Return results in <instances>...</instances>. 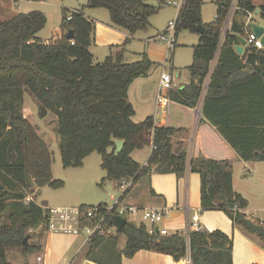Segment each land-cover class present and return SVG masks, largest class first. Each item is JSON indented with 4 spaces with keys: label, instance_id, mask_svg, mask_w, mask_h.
I'll return each instance as SVG.
<instances>
[{
    "label": "trees",
    "instance_id": "trees-1",
    "mask_svg": "<svg viewBox=\"0 0 264 264\" xmlns=\"http://www.w3.org/2000/svg\"><path fill=\"white\" fill-rule=\"evenodd\" d=\"M216 4L217 19L208 24L201 20V0H183L178 10L176 37L183 30L196 33L198 44L192 47L188 84L171 91L170 99L194 108L208 80L201 100L203 118L216 127L243 161L264 162V50L245 47L242 55L236 54V36L245 38L246 30L233 22L209 74L228 10L227 0ZM240 6L243 18L258 10L264 22V5L256 8L251 0H241ZM85 7L106 10L111 26L131 36L147 30L149 18L157 13L143 0H86ZM46 21L43 13L33 11L0 22V264H12L7 260V250L36 252L38 248L29 243L23 246V239L31 238L30 230L46 231L47 205L25 203V192L32 187L57 189L62 185L52 178V156L46 143L20 113L24 91L37 100L40 119L48 113L56 117L63 168H80L85 158L96 153L101 157L105 179L120 186L151 172L181 177L188 166L200 179L201 211L223 212L233 224L252 233L244 224L247 202L232 188L230 162H188L185 150H172L170 137L175 130L155 125L151 117L140 123L132 121L134 109L127 101V91L134 79L148 75L152 63L144 56L138 62L125 63L123 46L127 40L119 52L95 62L89 50L94 23L82 11L64 9L59 33L41 40L37 34ZM198 25L203 27L202 34L196 31ZM67 31L73 32L71 40L64 36ZM254 83L263 90L257 102L249 88ZM241 114L247 118L237 119ZM231 119H236L235 123ZM151 132L155 149L141 168L131 153L150 146ZM114 140L124 142L118 155H114ZM127 193L125 190L121 199ZM107 226H113L112 218ZM122 235L126 243L121 251L117 247L119 234L95 235L83 258L95 264H121L122 259H131L139 251H150L170 256L175 262L189 254L191 264H232V241L218 230L192 231L186 241L180 232L149 235L143 223L134 226L127 222Z\"/></svg>",
    "mask_w": 264,
    "mask_h": 264
},
{
    "label": "crops",
    "instance_id": "crops-1",
    "mask_svg": "<svg viewBox=\"0 0 264 264\" xmlns=\"http://www.w3.org/2000/svg\"><path fill=\"white\" fill-rule=\"evenodd\" d=\"M22 1L24 0H20L19 2ZM99 10L100 9H90L88 11L95 13V11ZM254 14L259 17L258 10H256ZM93 15L95 14H84V17L93 23L99 22ZM244 19L245 18L242 17V20L239 21L235 16L234 22L243 25L245 22ZM95 26L96 28L99 26L104 32L108 33L109 39L101 44L108 48L109 54L117 53L121 46V43L114 45L117 44V42L113 40L114 37L117 38L120 35V38L123 40L131 36H128L124 30L111 26V24H106L105 26L107 28L100 25ZM56 33H59V28L54 32V34ZM245 47L244 45L243 51ZM125 51L124 49V60ZM95 62H99L98 59H96ZM164 69L165 66H163V70ZM163 70H161L159 75L154 74L155 70H153L151 73H148L147 76L132 81L127 91V101L134 109V116L132 118H136V122L140 123L145 118L151 117L155 125H163L175 130V133L170 137L172 150L173 152L178 148L180 150H185L188 162L202 159L230 162L233 191L247 202V207L243 210L245 219L249 220L253 218L258 222L256 225L263 226L264 228V162L243 161L238 153L218 132L215 126L204 119L202 115L197 118L194 108L185 107L172 101L167 116H163L159 113L156 108L155 100L159 78ZM170 72L173 77L172 70ZM174 82L176 85L175 90L181 89L188 84V81L183 82V84H177L176 79H174ZM249 88L257 102L259 92H263V90H261L256 83L250 84ZM252 95L247 99V102L248 100H252ZM233 97L238 98L236 95ZM250 105L252 106L253 103ZM243 117L244 115L241 114L237 119L241 121L247 118ZM250 117L251 116H248V118ZM252 118H254V116H252ZM234 120L236 119H231L230 121L235 123ZM134 121L135 120H133V122ZM262 121L264 122V118ZM147 147L148 152L144 157L145 163L143 166L146 165L151 153L150 146ZM134 152L135 151L131 154ZM134 161L137 162V160ZM239 168L242 170L241 177L237 175V170ZM124 184L129 186L122 188ZM117 187L121 191L120 196H122L125 190L133 192L131 194L133 195V199L129 202L125 203L124 198L121 199L122 203L125 205L138 208L168 210V218L162 225L167 226L170 230L183 231L189 223L187 221V216L189 218L195 216L200 230L206 232L218 230L227 235L232 241V264H264V241L257 234L248 232L241 226L233 224L223 212L201 211L200 179L197 174L189 171L188 166L184 175L181 177H177L175 174H157L151 172L139 177L135 182H132V180L129 182H122L120 186L117 185ZM247 187L249 190L246 189ZM32 189H34L33 191L35 194L37 190H41L35 187H32L31 190ZM112 198L114 197H111V200ZM44 203L47 205L46 207L49 208L48 203ZM126 222H130L134 226H138L142 223L139 215L126 220ZM162 225L160 227H162ZM147 227L148 226H146V229ZM35 233L36 234L31 237L29 245L38 249L36 252L21 255L24 259L27 257L23 264H95L85 260L83 257H79L80 250L83 246L80 237L55 234L45 231L44 229H36ZM123 248H118V250L121 251ZM37 258H40V260ZM124 261L125 259H122L121 264H125ZM130 261L134 264L137 262L142 264H180V261L175 262L170 256L150 251H139Z\"/></svg>",
    "mask_w": 264,
    "mask_h": 264
},
{
    "label": "rangeland",
    "instance_id": "rangeland-1",
    "mask_svg": "<svg viewBox=\"0 0 264 264\" xmlns=\"http://www.w3.org/2000/svg\"><path fill=\"white\" fill-rule=\"evenodd\" d=\"M0 0V22L11 19L20 13H29L33 11H39L46 16V24L42 30L39 31L37 37L41 40H47L53 37L54 32L61 25L62 11H82L83 15H93L99 22L94 23V30L92 33V41L90 50L94 56V61L98 59L99 62L104 60V57L109 55V50L105 45L108 38V33L104 32L99 26L110 25L109 14L106 10L100 9L92 13L87 9L86 0ZM145 4L157 9V13L149 18V27L144 31H137L132 36L127 35L129 38L121 39L114 37L113 40L123 46L125 51V60L127 64L135 63L141 60L144 56L148 59L153 68L149 71L151 73L155 70L154 74L159 75L163 66L165 71L170 72L172 70L174 79L177 80V84H183V82H189V76L187 67L192 64V47L198 44V35L189 31L183 30L178 32L176 37V47L174 51H167L165 45L159 41L153 40L160 32H162L167 24L174 21L178 14V7L166 5L167 1H181L183 0H143ZM217 1L220 0H201V20L203 24L212 23L215 21V14L217 9ZM19 2V3H18ZM253 6L264 4V0H251ZM18 3V4H17ZM92 16V17H93ZM253 23L264 28V22L255 14L250 16ZM237 20H242L241 14L236 16ZM245 21V19H244ZM122 30V29H120ZM121 31V32H124ZM119 34V33H118ZM121 48L119 47V51ZM118 51V52H119ZM173 58V59H172ZM213 65L210 63V71L213 70ZM135 80V79H134ZM22 105L20 113L28 122L35 127L37 135L46 143L52 156L51 175L54 180L62 182L60 188L51 189L49 187L40 188L36 194L32 189L25 192V199L29 198L36 204L48 203V207H91L99 204L111 205L112 199H116L121 195V191L117 187V183L108 181L105 179V171L101 168V157L93 153L86 160L83 161L82 168H63L61 165V155L59 151V138L57 135V120L52 113H48L44 118L40 119L37 116L39 104L37 100L32 97L27 91L22 94ZM136 122V118H132V121ZM110 150V149H109ZM148 152V147L145 146L141 150H136L131 154L132 159L137 160V163L142 168L145 163V155ZM238 177H241L242 170H237ZM126 182V181H123ZM122 183V182H121ZM3 185L0 182V186ZM246 189L249 190L247 187ZM130 193V194H129ZM133 192H128L124 196V202H129L133 199ZM25 201V200H24ZM26 203V201H25ZM11 209L4 216V221L7 222V217ZM250 218V217H249ZM250 222H258L250 218ZM248 220V221H249ZM137 221V220H136ZM137 223V222H136ZM263 227V226H262ZM35 230H30L29 235L34 236ZM117 234L112 232V235ZM118 248L122 249L125 245L126 237L119 234ZM31 238H29L28 242ZM83 238L80 237V240ZM79 240V241H80ZM87 245H83L79 257H83L86 251ZM23 253L20 249H10L6 251L7 260L12 264H23L27 257L22 258ZM20 258V259H19ZM125 264L131 263L130 259H125ZM133 262V261H132ZM142 264V263H135Z\"/></svg>",
    "mask_w": 264,
    "mask_h": 264
},
{
    "label": "built area",
    "instance_id": "built-area-1",
    "mask_svg": "<svg viewBox=\"0 0 264 264\" xmlns=\"http://www.w3.org/2000/svg\"><path fill=\"white\" fill-rule=\"evenodd\" d=\"M228 1V10L227 16L223 20L222 33L220 37V42L217 47V51L215 53V57L211 62L213 66H215L217 56L219 54V50L221 44L223 43L225 34L231 29L232 24L234 22L235 16L238 14H243L244 9L240 6L241 0H227ZM166 5L178 7L179 9L182 7L183 2L181 1H167ZM247 13V12H246ZM251 14L247 13V17L245 18V22L243 24L244 30H246V36L243 38L245 40V46L249 49L253 50H264V47L261 44V38H256V36L250 30V24H252V20L250 18ZM69 17L67 18V20ZM215 19H217L215 17ZM249 28V32L247 31ZM153 40L159 41L163 43L167 49V51L172 52L176 47V22L171 21L167 24L165 29L160 32L157 36L153 38ZM214 68V67H213ZM212 70L210 71V73ZM208 80L205 82L203 86V91L201 94V98L198 101L197 105L194 107V112L198 117H200V108H201V100L204 96V93L207 89ZM176 88L174 79L172 77L171 72H166L165 69L162 71L159 82L158 89L156 95V108L159 113L163 116H167L169 113V108L172 103L170 99L171 91H174ZM150 148L151 150L155 149L153 144V133L151 132L149 136ZM127 186L124 184L122 188ZM129 186V185H128ZM127 186V187H128ZM26 203L33 202L31 199H25ZM47 225L46 231L52 232L55 234H64V235H72L77 237H82L83 244L88 245L90 239L97 234L100 235H110L112 232L116 231L114 226H107V220L109 218H113L115 216H119L128 220L137 215L140 216L141 222L148 226L147 232L149 235L159 234L161 236H166L173 232H179L175 230H170L167 226L162 225L165 220L168 218L169 211L166 209H152V208H138L135 206L125 205L121 201V196L116 199H112V204L107 205H96L91 207H54L47 208ZM187 227L181 231L180 233L183 235L186 241L189 239V233L192 231H199L200 227L197 222V218L195 216H191L190 218L187 216ZM162 225V227H160ZM40 260V258H37ZM180 264H191L189 254L180 260Z\"/></svg>",
    "mask_w": 264,
    "mask_h": 264
},
{
    "label": "water",
    "instance_id": "water-1",
    "mask_svg": "<svg viewBox=\"0 0 264 264\" xmlns=\"http://www.w3.org/2000/svg\"><path fill=\"white\" fill-rule=\"evenodd\" d=\"M250 30L251 32L256 36V38H261V44L264 47V28L256 25V24H250ZM196 31L198 34L203 33V27L202 25H198L196 28ZM65 38L67 40H71L73 38V32L72 31H67L65 33ZM236 39L239 43V45L235 46L234 50L236 54L241 55L243 51V46L245 45V40L241 38L240 36H236ZM115 150H114V155H118L124 145V142L122 140H114L113 141ZM113 226L116 229L117 234H122L123 228L127 224L126 220L124 218H121L119 216H115L112 218ZM244 224L247 226V228L252 231L253 233L257 234L263 241H264V228L260 225H256L248 220L244 221ZM29 240V236H26L23 239V246L27 245V242Z\"/></svg>",
    "mask_w": 264,
    "mask_h": 264
}]
</instances>
